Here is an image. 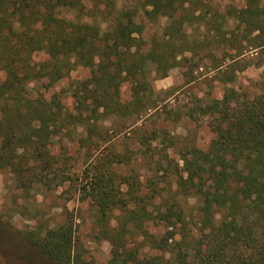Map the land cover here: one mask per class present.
Instances as JSON below:
<instances>
[{
  "label": "trees",
  "instance_id": "trees-1",
  "mask_svg": "<svg viewBox=\"0 0 264 264\" xmlns=\"http://www.w3.org/2000/svg\"><path fill=\"white\" fill-rule=\"evenodd\" d=\"M206 7L204 0H136L125 7L118 0H0V169L8 168L23 188L77 178L63 166V154L53 150L55 137L73 132L71 140L86 153L79 190L97 209L99 237L111 245L106 264H264V95L249 98L226 88L220 99L199 105L212 118L215 141L206 150L188 148L181 156L182 173L171 172L178 193L199 199L197 234L178 233L175 241L176 224H184L182 210L168 199L164 208L154 202L162 195L159 183L166 171L149 184L135 173L119 172L129 158L110 149V141L123 125L111 132L97 126L110 117L130 120L127 132L149 145L150 135L135 124L157 106L151 73L164 77L176 63L199 66L184 55L200 41L190 42L183 24L197 21L207 33L226 36L220 27L209 28L216 20ZM172 11L186 19L144 39L145 27L135 17L144 14L149 24ZM234 17L247 34L256 33L257 47L264 46V0H246ZM241 55L237 48L231 60ZM78 67L89 69V79L75 85L67 106L53 86ZM226 70L222 80L233 82L238 69ZM33 82L41 88L35 91ZM125 84L130 99L122 96ZM163 159L170 165L166 154ZM115 209L120 216L113 215ZM155 219L166 227L162 235L145 226ZM137 236L142 240L129 245ZM28 238L51 264H96L77 247L70 212L60 225ZM145 247L161 254H144Z\"/></svg>",
  "mask_w": 264,
  "mask_h": 264
},
{
  "label": "rangeland",
  "instance_id": "rangeland-1",
  "mask_svg": "<svg viewBox=\"0 0 264 264\" xmlns=\"http://www.w3.org/2000/svg\"><path fill=\"white\" fill-rule=\"evenodd\" d=\"M204 1L207 3L205 9L209 8V15L216 20L213 27L209 25V28L214 30L220 27L221 31L225 30V39L215 31L207 33V29L197 21L183 24L188 40L200 41L192 53L184 55L198 61L199 66L197 68L188 63H176L164 77L151 73L149 80L153 90L152 102L157 106L135 124L136 127H142L140 131L144 135H150L149 145L141 143L138 134L127 132L129 129L126 126L130 124V120L121 122L110 117L97 121V126L105 130L123 125V131L110 141V149L127 154L129 158L128 163L118 167L119 172L135 173L142 183L149 184L150 180L158 181V176L166 171V176L159 183L163 188L162 195L154 202L159 208H164V200L168 199V203L174 201L177 208L182 210L186 230L177 223L174 228L177 234L173 241L179 240L178 233L188 231L189 235L197 234L199 199L194 195L178 193L174 182L176 177L171 172L182 173L181 156L188 148L206 150L215 141L212 118L203 115L199 105L207 104L212 99H220L226 88H234L239 94H245L249 98L264 95V46L257 47L256 41L252 39L256 33L247 34L244 24L234 17L235 10L243 7L246 0ZM135 2L136 0H118V6L125 7ZM135 19L142 22L145 27L143 36L147 39L154 35L157 38L167 26H179L186 16L182 12L172 11L149 24L144 14H138ZM237 48L243 51V55L231 60ZM37 57H41V54ZM179 59L178 56L177 60ZM235 61L236 63H232ZM216 64H222L220 70L215 68ZM227 67L228 71L238 69L233 82L222 80ZM89 75L88 68L78 67L69 77L53 86V91L63 104L71 106L75 85L88 80ZM32 84L35 91L41 88L38 82ZM121 93L124 98L130 99L131 89L127 84L122 85ZM153 130H156V134H151ZM64 134L61 138L55 137L53 150L58 155L63 154V166L68 174L72 178H79L86 162L85 149L71 140L75 136L73 132ZM164 154L168 156L170 165L163 159ZM77 178L59 184L56 180L48 183L33 182L28 188H23L8 168L0 169V264H51L40 246L30 241L28 236L31 234L36 237L47 229L60 225L68 212L75 220L77 247L83 257L96 264L107 263L111 256V245L109 241L99 237L97 209L87 193L79 190ZM120 213V209L113 211L115 217L120 216ZM116 224L113 220L112 225ZM145 226L157 236L166 231L163 223L156 219ZM140 240L141 236L130 238L128 244L133 245ZM147 250L145 247L143 253L161 254L156 250Z\"/></svg>",
  "mask_w": 264,
  "mask_h": 264
}]
</instances>
